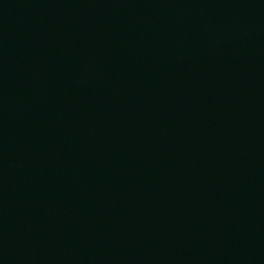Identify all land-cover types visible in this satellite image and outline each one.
<instances>
[{
	"label": "water",
	"instance_id": "95a60500",
	"mask_svg": "<svg viewBox=\"0 0 264 264\" xmlns=\"http://www.w3.org/2000/svg\"><path fill=\"white\" fill-rule=\"evenodd\" d=\"M0 264H264V0H0Z\"/></svg>",
	"mask_w": 264,
	"mask_h": 264
}]
</instances>
